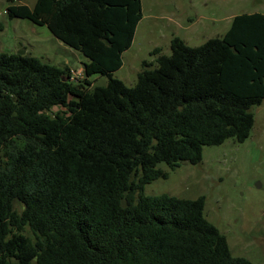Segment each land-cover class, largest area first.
Masks as SVG:
<instances>
[{
	"label": "trees",
	"instance_id": "obj_1",
	"mask_svg": "<svg viewBox=\"0 0 264 264\" xmlns=\"http://www.w3.org/2000/svg\"><path fill=\"white\" fill-rule=\"evenodd\" d=\"M7 2L10 19L47 27L88 62L72 80L69 68L0 53V264H252L206 219L204 197L144 189L168 178L160 163L197 165L205 146L250 137L264 15L235 16L199 47L173 38L128 87L114 73L142 0ZM96 75L107 86L93 87Z\"/></svg>",
	"mask_w": 264,
	"mask_h": 264
},
{
	"label": "rangeland",
	"instance_id": "obj_2",
	"mask_svg": "<svg viewBox=\"0 0 264 264\" xmlns=\"http://www.w3.org/2000/svg\"><path fill=\"white\" fill-rule=\"evenodd\" d=\"M36 0H15L33 8ZM9 3L0 0V53L31 55L81 76L87 60L57 40L45 26L28 20L10 19ZM143 18L134 41L123 54V66L114 77L134 87L143 63L156 65L155 49L171 55V41L178 37L190 47H199L222 37L233 18L264 14V0H142ZM82 57H81V56ZM154 65V66H155ZM93 87H105L108 78L93 76ZM255 125L244 143L228 139L218 146H205L200 164L181 162L172 170L166 163L158 168L168 174L146 185V196L169 195L179 199L205 198L204 214L227 238L234 257L264 264V103L253 108Z\"/></svg>",
	"mask_w": 264,
	"mask_h": 264
},
{
	"label": "crops",
	"instance_id": "obj_3",
	"mask_svg": "<svg viewBox=\"0 0 264 264\" xmlns=\"http://www.w3.org/2000/svg\"><path fill=\"white\" fill-rule=\"evenodd\" d=\"M35 3H36V2H35ZM263 15H264V14H263ZM140 22H141V21H140ZM139 24H140V23H139ZM139 24H138V26H139ZM138 26H137V28H138ZM136 31H137V30H136ZM135 34H136V33H135ZM80 56H81V55H80ZM81 57H82V56H81ZM85 59H86V58H85ZM86 60H87V59H86ZM87 62H88V60H87ZM87 62H85V61L83 62V61H82V63H83L82 65H83V67H84V64L87 63ZM263 103H264V102H263ZM263 103H262V104H263ZM259 107H260V106H259Z\"/></svg>",
	"mask_w": 264,
	"mask_h": 264
},
{
	"label": "built area",
	"instance_id": "obj_4",
	"mask_svg": "<svg viewBox=\"0 0 264 264\" xmlns=\"http://www.w3.org/2000/svg\"><path fill=\"white\" fill-rule=\"evenodd\" d=\"M75 75H76V76H81L80 74H77V73L74 72V75L71 74L72 80H75L74 77H73V76H75Z\"/></svg>",
	"mask_w": 264,
	"mask_h": 264
},
{
	"label": "water",
	"instance_id": "obj_5",
	"mask_svg": "<svg viewBox=\"0 0 264 264\" xmlns=\"http://www.w3.org/2000/svg\"><path fill=\"white\" fill-rule=\"evenodd\" d=\"M19 55H26V51H21L18 53Z\"/></svg>",
	"mask_w": 264,
	"mask_h": 264
}]
</instances>
